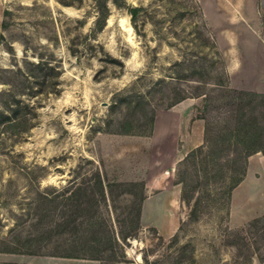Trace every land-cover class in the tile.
<instances>
[{"label":"rangeland","instance_id":"obj_1","mask_svg":"<svg viewBox=\"0 0 264 264\" xmlns=\"http://www.w3.org/2000/svg\"><path fill=\"white\" fill-rule=\"evenodd\" d=\"M118 2L0 0V264H264V153L232 216L176 177L215 82L264 93V0Z\"/></svg>","mask_w":264,"mask_h":264},{"label":"trees","instance_id":"obj_2","mask_svg":"<svg viewBox=\"0 0 264 264\" xmlns=\"http://www.w3.org/2000/svg\"><path fill=\"white\" fill-rule=\"evenodd\" d=\"M114 3L120 4L118 0ZM99 8L102 26L107 7L101 2ZM138 9L128 7L132 18ZM28 63L35 67L43 64L42 61ZM214 84L233 93L227 101L230 108L223 112L220 123L213 125L205 121L202 143L189 150L176 168L181 199L189 202L190 197L197 194L188 213L189 219L196 218L208 206H223L232 189L242 180L248 157L256 152L264 153V93L226 88L221 80ZM245 97L250 98L245 101ZM16 124L13 119L7 120L8 126ZM140 211L139 204L138 218ZM259 219L254 218L252 222Z\"/></svg>","mask_w":264,"mask_h":264},{"label":"crops","instance_id":"obj_3","mask_svg":"<svg viewBox=\"0 0 264 264\" xmlns=\"http://www.w3.org/2000/svg\"><path fill=\"white\" fill-rule=\"evenodd\" d=\"M202 1H203L202 2L203 10L205 13H208L210 16H215L216 20L224 17V16H222L220 9L224 8L223 6H225V5L222 6V3L220 2V0H208V1L202 0ZM194 124L191 127V132L188 131V148L180 150L179 155H180L181 159L189 150L198 146L203 141L204 125H203L202 121H199V119L195 120ZM194 127H196V132L193 131ZM251 157H252V155H250L248 157L247 166H246V173H245L244 178L232 189V192H231V203H232V205H231V210H230V216H232V211H234L233 210L234 201H235L236 197L239 196V193H240L238 190H240L242 185L246 182L247 178L249 177V175L252 171ZM262 158H264V156ZM261 160L262 159H260V161ZM257 192H258V189L256 188V186L249 185V189L244 193L245 195L243 194V197L248 199V200L251 198L254 199ZM145 202H146V200H144L142 203L141 218H143V216H144V209H145V204H146ZM261 211H264V209H262ZM167 222H168V226H170V224L172 222V219L170 216L168 217Z\"/></svg>","mask_w":264,"mask_h":264},{"label":"bare ground","instance_id":"obj_4","mask_svg":"<svg viewBox=\"0 0 264 264\" xmlns=\"http://www.w3.org/2000/svg\"><path fill=\"white\" fill-rule=\"evenodd\" d=\"M127 24V23H126ZM128 25V24H127ZM128 29L130 28V26L129 27H127ZM129 31V30H128Z\"/></svg>","mask_w":264,"mask_h":264}]
</instances>
